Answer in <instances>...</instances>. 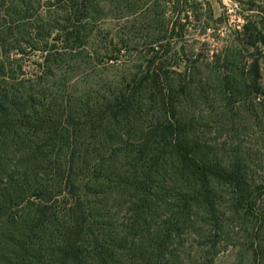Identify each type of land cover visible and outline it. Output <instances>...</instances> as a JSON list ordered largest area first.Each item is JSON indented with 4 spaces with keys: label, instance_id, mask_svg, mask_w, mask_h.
<instances>
[{
    "label": "trees",
    "instance_id": "1",
    "mask_svg": "<svg viewBox=\"0 0 264 264\" xmlns=\"http://www.w3.org/2000/svg\"><path fill=\"white\" fill-rule=\"evenodd\" d=\"M190 6L0 0V264H184L175 244L195 212L209 240L223 230L220 187L249 214L245 176L191 133ZM242 31L264 46V21ZM241 76L231 100L262 92L258 62Z\"/></svg>",
    "mask_w": 264,
    "mask_h": 264
},
{
    "label": "rangeland",
    "instance_id": "2",
    "mask_svg": "<svg viewBox=\"0 0 264 264\" xmlns=\"http://www.w3.org/2000/svg\"><path fill=\"white\" fill-rule=\"evenodd\" d=\"M165 1L171 5L187 3L195 9L188 8L182 15L189 18L184 41L190 47L186 48L195 49L189 59L196 69L190 76L192 84L184 103L186 113L194 120L191 133L206 141L209 151L224 165L230 163L238 168L245 176L250 195L248 215L245 208L232 212L231 189L220 187L218 192L228 208L223 230L209 240L210 225L205 226L209 222L195 212L194 224L176 242L175 249L185 259L184 264H254L256 245L264 249V59L260 55L264 46L247 49L242 26L247 18L253 24L264 21V0ZM250 8L252 11H248ZM228 53L232 54V66L207 67L215 55L223 58ZM129 58L126 54L123 60ZM256 62L260 66L262 92L231 100L232 92L224 89L226 79L232 76L234 83L242 86L241 72H247ZM126 65L120 73H129L131 64ZM113 205L112 213L122 217L121 208Z\"/></svg>",
    "mask_w": 264,
    "mask_h": 264
}]
</instances>
